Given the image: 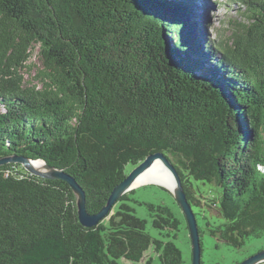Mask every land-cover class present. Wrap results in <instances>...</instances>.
I'll list each match as a JSON object with an SVG mask.
<instances>
[{"label": "trees", "instance_id": "16d2710c", "mask_svg": "<svg viewBox=\"0 0 264 264\" xmlns=\"http://www.w3.org/2000/svg\"><path fill=\"white\" fill-rule=\"evenodd\" d=\"M204 1L0 0V158L66 170L97 214L127 165L163 152L192 207L225 219L212 236L241 248L264 235V0H227L239 17L218 41ZM37 46L34 84L25 71ZM194 182L218 196L204 203ZM135 191L85 228L67 183L0 166V264H150V250L162 264H183L130 203L145 204L168 236L179 220Z\"/></svg>", "mask_w": 264, "mask_h": 264}, {"label": "rangeland", "instance_id": "374dc122", "mask_svg": "<svg viewBox=\"0 0 264 264\" xmlns=\"http://www.w3.org/2000/svg\"><path fill=\"white\" fill-rule=\"evenodd\" d=\"M202 11L206 15L208 33L212 40L218 41L225 38L230 33L227 32L229 19L238 18V5H229L227 0H207L204 1ZM38 46L33 51L29 64L32 69H26V79L31 83L36 84L34 79L38 70L42 68V63L38 56ZM133 169L132 165H127L125 168L126 174H129ZM200 186L203 193L204 203L210 204V200L218 196L219 188L212 184H203L194 182V186ZM133 199L140 203H150L153 205H161L168 207L174 216L179 220L178 231L175 237L173 233L168 236L166 231H160L153 227L152 212L145 204L139 205L131 202L130 205L135 210V215L146 221V232L153 238L165 242L173 241L182 253L183 264H193V247L188 223L185 215L176 202L174 196L162 187L157 185H143L136 189ZM197 214L199 227L202 230V262L203 264H242L247 259L264 251V235L261 237L250 236L246 239L245 244L241 248H236L233 245L223 241L219 236L214 237L211 231L217 227H221L226 221L220 216L216 208H208L206 206L194 208ZM152 258L150 264H162L158 256L150 250L146 254V260ZM120 264H146V261L140 263H131L122 260ZM264 264V262L260 263Z\"/></svg>", "mask_w": 264, "mask_h": 264}, {"label": "water", "instance_id": "95a60500", "mask_svg": "<svg viewBox=\"0 0 264 264\" xmlns=\"http://www.w3.org/2000/svg\"><path fill=\"white\" fill-rule=\"evenodd\" d=\"M161 52L165 55L169 70H173V64L171 62L170 53L164 49H161ZM167 74L169 75V73ZM158 160L172 173L176 182V189L174 191H171L160 184L149 185L160 186L168 190L174 196L176 202L182 209L188 223L193 247V264H202L203 249L197 216L184 190L182 180L178 171L176 170L175 166L170 161V159L163 152H158L149 155L144 161H142L137 166L133 167L132 171L127 174L126 178L120 184L115 186V188L112 190L110 197L108 198L106 205L97 214H91L88 212L85 190L78 183V181L64 169L54 168L47 165L46 162L42 160H32L24 156H7L0 158V166H4L7 164H18L21 165L31 175L48 180H61L67 183L73 190L77 199L76 204L80 223L85 228H94L108 218L117 203L125 194L139 188L133 187L136 180L147 170H149ZM38 161L44 163V171H40L35 168L33 163ZM262 262H264V251L247 259L242 264H260Z\"/></svg>", "mask_w": 264, "mask_h": 264}, {"label": "bare ground", "instance_id": "6f19581e", "mask_svg": "<svg viewBox=\"0 0 264 264\" xmlns=\"http://www.w3.org/2000/svg\"><path fill=\"white\" fill-rule=\"evenodd\" d=\"M33 164L36 169L40 171L45 170L43 162L38 161ZM149 184H160L171 191L176 189V182L172 173L159 160L136 180L133 187H140Z\"/></svg>", "mask_w": 264, "mask_h": 264}]
</instances>
